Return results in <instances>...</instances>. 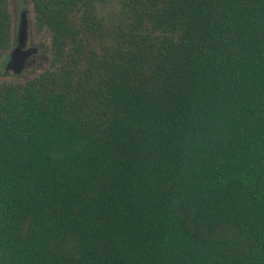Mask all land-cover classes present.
Returning a JSON list of instances; mask_svg holds the SVG:
<instances>
[{"label": "trees", "instance_id": "16d2710c", "mask_svg": "<svg viewBox=\"0 0 264 264\" xmlns=\"http://www.w3.org/2000/svg\"><path fill=\"white\" fill-rule=\"evenodd\" d=\"M31 2L51 56L0 79V264H264V0Z\"/></svg>", "mask_w": 264, "mask_h": 264}, {"label": "flooded vegetation", "instance_id": "af4514ba", "mask_svg": "<svg viewBox=\"0 0 264 264\" xmlns=\"http://www.w3.org/2000/svg\"><path fill=\"white\" fill-rule=\"evenodd\" d=\"M32 17L30 16V13L28 9L23 8L21 9L20 13H17V10L14 12V21H15V37L13 40L12 47L10 49H0V79H4L5 77H8L11 80H16L19 78L23 72H25L28 68L34 66L36 63L40 62L39 60L42 59V51H43V45L41 42H36L35 38L38 35V30L34 22V36L31 37V23H32ZM25 20L26 22V33L24 38L21 37V27L22 22ZM15 51H18L20 53H29L25 60V66L21 73H13V76H10L11 71L6 72V66L8 61H10L11 57L13 56V53ZM32 78V77H30ZM29 79V78H27Z\"/></svg>", "mask_w": 264, "mask_h": 264}, {"label": "rangeland", "instance_id": "374dc122", "mask_svg": "<svg viewBox=\"0 0 264 264\" xmlns=\"http://www.w3.org/2000/svg\"><path fill=\"white\" fill-rule=\"evenodd\" d=\"M10 4H11V10L13 14L15 10H17V13L19 14L21 9L23 8L28 9L30 16L32 17L31 18L32 19L31 37H33L34 36V31H33L34 30V25H33L34 24V12H33V5H32L31 0H11ZM35 39H36L35 40L36 42H41L44 47L42 51L43 58L39 60L40 62L36 63L34 66L28 68L25 72H23L22 75L16 80H25L27 78L33 77L49 67L50 56H51V43H52L51 32L48 29H44L38 33ZM10 76H13V73H11ZM4 79L11 80L8 77H5Z\"/></svg>", "mask_w": 264, "mask_h": 264}, {"label": "water", "instance_id": "95a60500", "mask_svg": "<svg viewBox=\"0 0 264 264\" xmlns=\"http://www.w3.org/2000/svg\"><path fill=\"white\" fill-rule=\"evenodd\" d=\"M26 22L25 20L22 22L21 27V37L24 38L26 33ZM29 53H20L18 51H15L13 53V56L11 57L8 65L6 66V72L11 71V73H21L24 66H25V60Z\"/></svg>", "mask_w": 264, "mask_h": 264}]
</instances>
